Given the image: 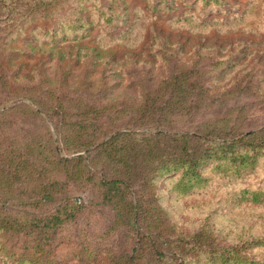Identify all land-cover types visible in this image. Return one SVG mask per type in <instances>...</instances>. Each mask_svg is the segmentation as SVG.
<instances>
[{"label":"rangeland","instance_id":"obj_1","mask_svg":"<svg viewBox=\"0 0 264 264\" xmlns=\"http://www.w3.org/2000/svg\"><path fill=\"white\" fill-rule=\"evenodd\" d=\"M3 5L0 203L62 219L45 228L41 264H131L137 232L120 214L121 197L108 199L102 185L104 177L125 178L122 166L96 145L82 146L101 143L115 127L132 128L133 114L117 112L125 101L140 103L177 75L204 84L206 93L188 114L170 115L151 132L264 130V0H63L25 24ZM59 105L68 113L63 124L53 111ZM89 106L95 112L86 117ZM53 145L60 157L84 158L59 160ZM257 152L255 167L212 163L201 181L169 174L135 180L126 200L137 201L141 233L149 235L136 263L176 264L185 255V264H221L212 253L236 247L230 250L249 262L235 264H264V202L244 194L264 193V148ZM44 193L50 198L33 206ZM155 249L166 257L156 260Z\"/></svg>","mask_w":264,"mask_h":264},{"label":"trees","instance_id":"obj_2","mask_svg":"<svg viewBox=\"0 0 264 264\" xmlns=\"http://www.w3.org/2000/svg\"><path fill=\"white\" fill-rule=\"evenodd\" d=\"M0 1L4 3V8L9 9L8 14L17 12L21 24H25L32 21L34 17L47 14L63 0ZM53 32L55 33V31ZM190 74H195V71L192 70L189 74L185 73L183 79H188L187 75ZM180 79V76L174 75L172 78L163 80L157 89L148 91L140 103L136 104L131 100H128L131 103L126 101L122 103V108L117 112L123 114L130 112L135 117L130 123L131 129L123 128L124 126L115 127L109 132H105V139L101 143L96 144L97 139L84 142L82 145L85 150L96 145L94 151L96 150L100 155H107L115 165L122 166L121 171L118 168L117 170L122 172L126 176L125 178H128L126 180L119 176L110 179L104 177L102 185L107 187L108 199L113 200L116 196L121 197L120 201L117 202V204L123 203L120 214L125 217L127 224H130L137 232L138 240L134 246V253L128 258L131 264H137L135 253L144 251L141 245L143 239L149 236L141 233L140 221L144 215L142 211L137 210L140 208L137 201L134 199L126 200L128 196L126 191L133 193L131 186L135 180H146L151 174V181H154L158 175L169 174L179 175L187 183L201 181L203 170L212 163H217L219 169L232 165H235L237 169L255 167L261 155L257 151L264 148V130L253 132H232L223 129L193 133L182 131L151 132L150 128H164V123L170 122L168 119L170 115L188 114L198 105L197 101L202 98L201 93L203 95L206 93L207 88L204 84H193L190 80L186 82ZM94 110V107L89 106L84 116L87 117L90 113L95 112ZM108 110L105 109V111ZM53 111L60 116V122L63 124L68 114L64 111L63 106L53 107ZM98 114L101 113H97V116ZM76 125L79 129L95 126L93 123L81 122H77ZM144 128V131L140 130ZM251 139H255L254 142H250ZM258 139L262 141V144H256ZM41 147L46 148L45 146ZM53 150L57 153L56 156L59 160H74L79 163L84 158L82 154L72 158L60 157L56 145H53ZM73 151L78 153L80 148H74ZM239 157H241L240 160H238ZM244 194L251 196L247 200H254L256 203L264 202V193H260L259 196L258 193H254L252 196L247 191ZM38 198L32 203L33 206H39L42 203L41 200L46 202L50 197L44 193ZM81 203L82 201H79V204ZM12 213H27L31 217L24 220L21 219V216H14ZM61 220L57 215L40 218L35 213H29L14 206L9 207L5 202L0 203V264H41L38 257L44 252L41 242L43 238L48 237V230L45 228L52 229ZM203 233V231L200 234L195 233L193 238L197 239ZM255 243L253 241L249 246L255 247ZM231 248L236 247H223L215 255L212 253L211 260L221 264H229L230 262L235 264L242 259L249 262L248 257L242 255L240 250H230ZM155 254H157L156 260L166 257L164 252L157 249H155ZM184 257L185 255H181L179 257L181 261H176V264H185ZM141 258L144 259V256L141 255Z\"/></svg>","mask_w":264,"mask_h":264}]
</instances>
